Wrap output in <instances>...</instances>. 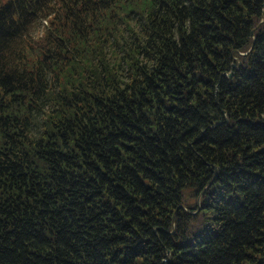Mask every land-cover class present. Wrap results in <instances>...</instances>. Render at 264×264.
<instances>
[{
    "label": "trees",
    "instance_id": "obj_1",
    "mask_svg": "<svg viewBox=\"0 0 264 264\" xmlns=\"http://www.w3.org/2000/svg\"><path fill=\"white\" fill-rule=\"evenodd\" d=\"M0 264H264V0H0Z\"/></svg>",
    "mask_w": 264,
    "mask_h": 264
}]
</instances>
